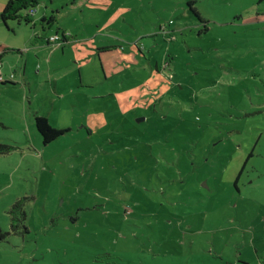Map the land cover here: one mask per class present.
Returning <instances> with one entry per match:
<instances>
[{"label":"rangeland","instance_id":"rangeland-1","mask_svg":"<svg viewBox=\"0 0 264 264\" xmlns=\"http://www.w3.org/2000/svg\"><path fill=\"white\" fill-rule=\"evenodd\" d=\"M189 1L0 21V264H264V0Z\"/></svg>","mask_w":264,"mask_h":264},{"label":"trees","instance_id":"trees-1","mask_svg":"<svg viewBox=\"0 0 264 264\" xmlns=\"http://www.w3.org/2000/svg\"><path fill=\"white\" fill-rule=\"evenodd\" d=\"M194 2H195L194 0L189 1V5L192 7L193 12L199 18H201L198 10L193 7ZM37 4H38V0H9V2L4 7V9L0 11V21H2L3 23L7 25L8 21L16 20L19 23H25L28 25L31 24L34 26L35 25L34 24L35 22L34 13L36 11ZM22 12H26V15H22ZM43 21L46 22L47 18H43ZM54 21H55V18L54 16H52L48 24H51ZM11 52L21 53L20 50H14V49H10L5 46H0V62L5 57V55ZM0 84L1 85H6V84L12 85L14 83L6 81V82H0ZM35 127L38 133L41 135L43 143L45 145L50 144L51 142L55 141L56 139H58L59 137H61L62 135L70 131L68 129H57V128L52 127L46 117L39 116V115L35 116ZM10 150H11L10 146L0 144V156L9 153ZM20 209H22V202L18 201L14 205L12 213H15V211H18ZM23 216H25L24 213H23ZM15 219L18 221L21 220L19 216L18 217L14 216L13 221H15ZM13 226L14 225H12V227Z\"/></svg>","mask_w":264,"mask_h":264},{"label":"crops","instance_id":"crops-1","mask_svg":"<svg viewBox=\"0 0 264 264\" xmlns=\"http://www.w3.org/2000/svg\"><path fill=\"white\" fill-rule=\"evenodd\" d=\"M43 18H46V16H44ZM63 33H64V35H65V32H63ZM38 39H39V38H38ZM51 43H52V42L48 39V40H47V45H51ZM20 55H21V57H22V53H20ZM8 56H10V55H8ZM8 56H7V57H8ZM5 57H6V56H5ZM5 57L2 59L3 66H4V59H5ZM7 57H6V58H7ZM24 68H25V65H24ZM24 68H23V70L25 71ZM24 71H23L22 75L24 74ZM13 85H14V84H12V85H10V84L1 85V84H0L1 88L7 87V86H13ZM34 122H35V121H34ZM64 129H68V130H70V131L72 130V129H70V128H64ZM70 131H69V132H70Z\"/></svg>","mask_w":264,"mask_h":264},{"label":"built area","instance_id":"built-area-1","mask_svg":"<svg viewBox=\"0 0 264 264\" xmlns=\"http://www.w3.org/2000/svg\"><path fill=\"white\" fill-rule=\"evenodd\" d=\"M0 82H6V77L3 74V63L0 62Z\"/></svg>","mask_w":264,"mask_h":264}]
</instances>
